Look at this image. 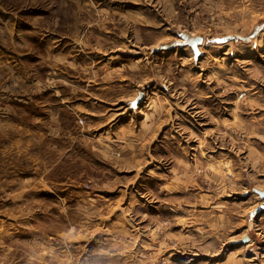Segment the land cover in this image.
I'll list each match as a JSON object with an SVG mask.
<instances>
[{
  "label": "rangeland",
  "instance_id": "obj_1",
  "mask_svg": "<svg viewBox=\"0 0 264 264\" xmlns=\"http://www.w3.org/2000/svg\"><path fill=\"white\" fill-rule=\"evenodd\" d=\"M254 188L264 0H0V264H264Z\"/></svg>",
  "mask_w": 264,
  "mask_h": 264
},
{
  "label": "water",
  "instance_id": "obj_2",
  "mask_svg": "<svg viewBox=\"0 0 264 264\" xmlns=\"http://www.w3.org/2000/svg\"><path fill=\"white\" fill-rule=\"evenodd\" d=\"M203 39L200 35H192V34H181L180 39L178 40L179 46H189V48L192 51V55L194 58L200 56L202 53L199 50V45L202 43ZM141 97V94H139L137 100H139ZM253 192L263 200V203L259 204L254 210L250 212V216H254L258 214L262 209H264V188L263 189H257L254 188ZM248 236H243L238 240V243H246L248 242Z\"/></svg>",
  "mask_w": 264,
  "mask_h": 264
},
{
  "label": "snow or ice",
  "instance_id": "obj_3",
  "mask_svg": "<svg viewBox=\"0 0 264 264\" xmlns=\"http://www.w3.org/2000/svg\"><path fill=\"white\" fill-rule=\"evenodd\" d=\"M135 103H136L135 101L132 102V106H133V107H135Z\"/></svg>",
  "mask_w": 264,
  "mask_h": 264
},
{
  "label": "crops",
  "instance_id": "obj_4",
  "mask_svg": "<svg viewBox=\"0 0 264 264\" xmlns=\"http://www.w3.org/2000/svg\"><path fill=\"white\" fill-rule=\"evenodd\" d=\"M188 193H191V190H189ZM240 238H241V236H240Z\"/></svg>",
  "mask_w": 264,
  "mask_h": 264
},
{
  "label": "bare ground",
  "instance_id": "obj_5",
  "mask_svg": "<svg viewBox=\"0 0 264 264\" xmlns=\"http://www.w3.org/2000/svg\"><path fill=\"white\" fill-rule=\"evenodd\" d=\"M177 43H178V41H177ZM220 68V67H219ZM216 141H218V140H216ZM250 243V242H249Z\"/></svg>",
  "mask_w": 264,
  "mask_h": 264
}]
</instances>
